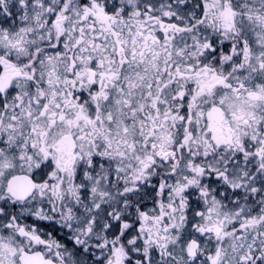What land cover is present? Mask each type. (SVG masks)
Listing matches in <instances>:
<instances>
[{"label": "snow or ice", "instance_id": "6c2138e0", "mask_svg": "<svg viewBox=\"0 0 264 264\" xmlns=\"http://www.w3.org/2000/svg\"><path fill=\"white\" fill-rule=\"evenodd\" d=\"M0 264H264V0H0Z\"/></svg>", "mask_w": 264, "mask_h": 264}]
</instances>
